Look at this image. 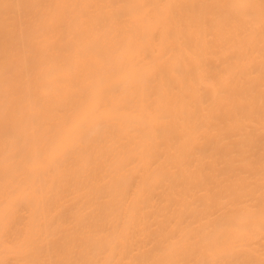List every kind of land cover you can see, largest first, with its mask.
<instances>
[{
    "label": "bare ground",
    "instance_id": "6f19581e",
    "mask_svg": "<svg viewBox=\"0 0 264 264\" xmlns=\"http://www.w3.org/2000/svg\"><path fill=\"white\" fill-rule=\"evenodd\" d=\"M0 264H264V0H0Z\"/></svg>",
    "mask_w": 264,
    "mask_h": 264
}]
</instances>
